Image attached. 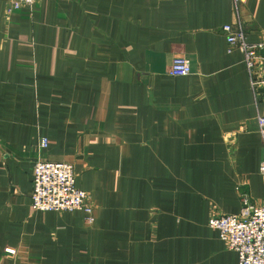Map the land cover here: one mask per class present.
<instances>
[{
	"label": "crops",
	"instance_id": "1",
	"mask_svg": "<svg viewBox=\"0 0 264 264\" xmlns=\"http://www.w3.org/2000/svg\"><path fill=\"white\" fill-rule=\"evenodd\" d=\"M232 3L0 0V264H238L208 219L264 204V87L222 33ZM239 21L264 40V0ZM38 161L73 166L91 225L32 211Z\"/></svg>",
	"mask_w": 264,
	"mask_h": 264
},
{
	"label": "built area",
	"instance_id": "2",
	"mask_svg": "<svg viewBox=\"0 0 264 264\" xmlns=\"http://www.w3.org/2000/svg\"><path fill=\"white\" fill-rule=\"evenodd\" d=\"M244 0H232L235 23L222 27L229 51L238 49L243 56V63L250 77L251 88L255 97L257 88L264 87V78L257 77L255 69L259 61L264 62V40L249 43L239 21L240 5ZM8 11L34 6L37 0H7ZM191 72L184 57H174L168 69L171 77H185ZM264 127V118H259ZM264 142V139H263ZM41 148L47 147V141L41 140ZM259 173L264 178V161L259 166ZM75 172L71 164L38 161L33 167L32 203L34 212L67 213L80 211L85 222H94L93 206L88 194L75 185ZM242 206L238 215L211 216L208 226L218 233V237L228 250L238 256V264H264V204L255 206L249 203L247 196L241 197Z\"/></svg>",
	"mask_w": 264,
	"mask_h": 264
}]
</instances>
